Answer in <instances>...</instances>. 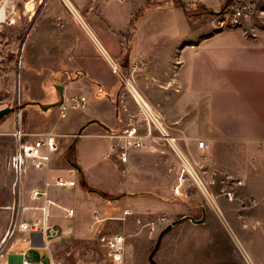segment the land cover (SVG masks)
<instances>
[{
	"label": "rangeland",
	"instance_id": "374dc122",
	"mask_svg": "<svg viewBox=\"0 0 264 264\" xmlns=\"http://www.w3.org/2000/svg\"><path fill=\"white\" fill-rule=\"evenodd\" d=\"M170 1L186 10L190 22L189 32L264 34V7L240 26L226 24L222 27V20L226 18L223 0ZM27 3L30 13L38 16L44 0L41 3L38 0H27ZM21 14V11L17 14L18 19L14 25L7 26L2 31L9 46L4 50L0 70L13 72L15 81L21 70L26 68V56H29L28 51L23 53L26 31L24 28L20 29ZM158 16H162L159 20L162 22L159 32L182 31L179 30L181 25L172 11ZM202 52L212 54L216 60L212 63V70L204 72L206 81L213 85L212 91L204 88V92L209 90L212 93L213 99L208 104V110L217 120L218 131L214 136L205 138L207 142L208 139L212 140V144L203 152L206 159L201 155L202 162L197 167L203 184L190 179L181 185L179 193L174 191L180 176L178 155L171 142L157 130L154 131V139L145 140L142 151L131 150V159L127 164H118V160L110 155L109 144L104 158L115 161L113 163L121 173L122 181L115 174L107 172L104 164L97 167V163H94L93 158L96 159L105 147V137H116L114 135L129 124L140 125L142 135L147 131L141 125L144 111L133 97L131 89L137 87L132 83L135 86L130 88L129 74L127 78L123 76L121 81L113 73L104 79L94 72L76 71L75 76L90 82V89L68 92V98L63 103L65 107L62 105L48 111L33 103L41 97L38 87L33 83L25 85L26 88L23 86L25 89L22 87L25 97L20 96V88L16 82L12 86L1 88L0 108L6 106L16 110L0 122V125L8 123L4 127L0 126V133L3 134L0 137L3 144L0 164V246L12 221L22 216L27 205L23 199L24 191L32 192L35 188L29 182H18L9 165L15 146L11 134L21 124L24 131L31 135L52 132L57 136L59 151L51 164L52 169L62 172L73 170L77 185L80 184L87 195L73 197L67 202L75 212L66 222L73 229H81L72 233L66 232L63 227L64 234L51 242L50 249L56 264H114L101 238L117 233L123 234L126 239L123 264H151L149 255L160 233L173 220L185 215L200 219L203 208L207 213L203 224L184 221L164 236L154 257L157 264H249L245 252L255 264H264V200L260 195L261 192L264 193V138L248 135L249 130L252 133L255 129L264 128V97L261 94L264 58L259 59L262 55L255 56L245 47L239 46ZM30 54L29 60L33 57L31 51ZM103 58H97L98 66L103 64ZM28 68L31 69V65ZM141 76L138 75L137 79L140 80ZM61 78L62 74H59V79ZM32 79L34 81V77ZM252 85L255 90L251 92ZM102 89L109 94L105 92L101 95ZM52 92L56 93L57 88ZM76 93L86 98L85 104L72 103ZM53 100L51 97L45 101ZM152 108L155 114L159 113L163 118L179 114L177 105L167 106V110L160 105ZM206 108L207 105H203L204 117L205 112H208ZM165 118L163 121L167 133L176 138L179 151L184 152L182 145L185 138L173 135ZM92 120H99L105 127L90 123ZM81 128L83 130L80 133ZM88 134L94 136L87 139ZM78 145H82L81 151H78ZM187 155L193 157L189 152ZM79 161L83 165L90 161L93 165L86 178L82 175ZM130 172L135 177L128 180L130 183L127 186L124 179ZM36 180L32 175L30 181ZM120 183L126 185L137 200L130 204L122 202L120 199L129 194L121 193ZM213 198L223 210L233 232L243 244L242 247L234 239L230 228L222 220L223 217L219 216ZM254 199L257 203H254ZM144 201L145 203H140ZM26 237V233L18 232L9 241V252L2 263H9L10 254L26 252L29 255L31 248L25 241ZM38 252L42 258H50L48 249L41 247Z\"/></svg>",
	"mask_w": 264,
	"mask_h": 264
},
{
	"label": "crops",
	"instance_id": "0c3cea01",
	"mask_svg": "<svg viewBox=\"0 0 264 264\" xmlns=\"http://www.w3.org/2000/svg\"><path fill=\"white\" fill-rule=\"evenodd\" d=\"M38 1L41 3L43 0ZM27 4V0H10L5 20L0 23V61L3 62L4 50L9 46L6 44L8 39L2 31L16 23L20 11L22 13L19 17L20 29L24 28L26 31L23 53L26 54L28 51L29 55L26 56V68L21 70L16 81L13 72L0 70V89L12 86L16 82L20 88V96L25 97L22 87L26 88L27 84L33 83L38 87L41 95L33 103L48 105L57 100L59 91L52 92L57 85L63 87L64 101L70 91L90 89V82L83 77L75 76L76 71L94 72L104 79H107L108 74L113 73L121 81L123 76L127 78L129 74L130 88L136 85L140 94L151 106H164L165 110L167 106H178V116H165V121L173 135L185 138L182 145L184 153L189 152L199 163L202 162L203 152L198 148L200 139L196 138L212 137L218 131L217 120L208 110V104L213 99L212 93L208 92L209 90L204 92V88H210L212 91L213 85L206 81L204 72L212 70V63L216 60L212 54L202 51L239 46L245 47L255 56L262 55L259 59L264 58V34L189 32L187 30L190 28V22L185 9L170 0H44L38 16L30 13ZM171 11L181 25L179 30L182 31L159 32L158 29L162 24L159 20L162 16L157 17V15ZM30 51L33 53L31 60H29ZM101 56L104 57L103 64L98 66L97 58ZM29 65L31 69L28 68ZM59 74H62V80L59 79ZM138 75L145 76V79L141 76L138 80ZM253 87L255 86L252 85L251 92L255 90ZM174 88H177V91H174ZM261 89L264 97V83H261ZM102 90L101 95L108 93L105 89ZM51 97L54 98L51 103L45 101ZM203 105H207L206 110L209 112H205V117ZM5 107H1L0 110ZM7 124L4 122L0 126L4 127ZM249 131V134L247 133L249 136L264 138V128L255 129L252 133ZM121 132L114 136H118ZM93 136L88 134L87 139ZM105 138V147L98 153L96 159L93 158L94 163H97L95 164L97 167L104 164L103 167L107 172L115 174L117 179L122 181V175L118 172L115 161L104 158L105 150L111 142H114L115 137ZM211 144L212 140L208 139V145ZM81 147L82 145H78V151H81ZM140 150L134 151L140 152ZM79 164L82 166V175L86 178L93 165L90 161L84 165L79 161ZM28 171L22 176V183L29 182L35 188L45 190L50 202L47 203L45 198L36 200L32 197L31 191L25 190L23 199L27 205L23 209V219L31 218L34 207L46 205L50 212L51 223L61 226L62 229L65 227L66 232L80 231L81 228L73 229L66 222L73 217L67 213V210L73 209L71 208L73 206L67 205V202L73 197L86 195L84 188L80 184L74 188H60L55 183L58 175L69 177V170L62 172L52 168L50 170L30 168ZM32 175L37 178L34 182L30 181ZM71 177L74 175L72 174ZM131 177H135L132 172L125 176L127 186ZM126 185L123 183L119 185L122 187L121 193L129 194L120 200L130 204L137 200V197L126 188ZM260 195L264 200V193L261 192ZM38 214L41 215V212L38 211ZM29 247L31 248L30 245ZM39 248H31L30 252L38 257Z\"/></svg>",
	"mask_w": 264,
	"mask_h": 264
},
{
	"label": "built area",
	"instance_id": "2783aa9c",
	"mask_svg": "<svg viewBox=\"0 0 264 264\" xmlns=\"http://www.w3.org/2000/svg\"><path fill=\"white\" fill-rule=\"evenodd\" d=\"M9 4L10 0H0V12L3 11V17L0 18V23L5 20ZM223 4L226 6L224 10L226 18L222 20V27L226 26V24L228 26L237 27L243 24L244 21L250 20L256 11L264 7V0H223ZM132 94L137 104L144 111V119L141 125L142 127H146L145 129H147V131L145 135H142L140 125L136 126L129 124L120 135L115 137V141L110 147V155L114 156L120 163H128L130 160V151L144 148L145 140L154 139V131L157 130L171 142L179 158L180 176L179 184L174 189L175 193H179L181 185L190 179L196 182L201 181V184H203L202 178L197 171V167H199L200 163L194 157L187 155V153L180 152L176 141H171V139L176 140V138L167 133L163 116L159 113L155 114L154 110V112L151 113L148 103L146 104L145 101L141 103L133 89ZM72 103L74 105L85 104L86 98L84 96H73ZM63 107L65 106L63 105ZM11 135L14 139L15 146L10 156L9 165L15 172L18 182L21 181L22 176L25 175L30 168L33 170H50L52 168L51 164L59 151V141L55 134L46 132L38 135H31L25 132L20 124L16 126ZM2 136L3 134L0 133V137ZM208 147V142L205 139L198 141V148L202 150V152H206ZM2 149L3 144L0 139V164L2 163ZM202 157L206 159L205 154H202ZM73 173V170H69V177L63 175L56 176V185L60 188H74L77 186V178L71 177ZM46 185H49L48 181ZM32 197L36 200L45 198L47 203L50 202L47 198V192L40 188L32 190ZM254 203H257L255 199ZM32 211L33 214L30 219L24 220L23 216H21L12 221L11 227L1 241L0 264H4L2 263V259L8 255L9 249L7 246L9 241L15 237L18 232H23L28 235L25 241H27L31 248L43 247L50 250V253L51 242L64 234L61 226L51 223L50 212L46 205L34 207ZM38 211L41 212V215L38 214ZM67 213L70 216L74 215V209L67 210ZM101 241L111 261L114 264H123L125 261V236L117 233L112 236H103ZM8 264L56 263L52 253L50 254V258H42L40 254L36 257L33 252H29V255H27L26 252H22L20 254H10Z\"/></svg>",
	"mask_w": 264,
	"mask_h": 264
},
{
	"label": "water",
	"instance_id": "95a60500",
	"mask_svg": "<svg viewBox=\"0 0 264 264\" xmlns=\"http://www.w3.org/2000/svg\"><path fill=\"white\" fill-rule=\"evenodd\" d=\"M57 90L59 91L60 94V100L53 102L51 104L48 105H42L39 102H36L44 111H48L51 108L54 107H58V106H62L64 103V92H63V87L61 85H57L56 86ZM21 108V106L19 107V109ZM16 110V108L14 107H6L0 110V122L8 115H10L12 112H14ZM90 123H98L101 124L102 126L105 127L104 124H102L99 120H92L90 121ZM83 128L80 129V133L82 132ZM207 217V213L205 208H203L202 211V217L200 219H196L194 216L192 215H185L181 218H178L176 220H173L159 235L158 240L155 244V247L153 248V250L151 251L150 255H149V262L151 264H157L154 260L155 254L157 253L158 249L160 248V245L162 243V240L164 238V236L177 224L184 222V221H191L192 223L196 224V225H201L205 222V219Z\"/></svg>",
	"mask_w": 264,
	"mask_h": 264
},
{
	"label": "bare ground",
	"instance_id": "6f19581e",
	"mask_svg": "<svg viewBox=\"0 0 264 264\" xmlns=\"http://www.w3.org/2000/svg\"><path fill=\"white\" fill-rule=\"evenodd\" d=\"M68 2H69V1H68ZM69 3H70V2H69ZM2 17H3V11L0 12V18H2ZM133 91L135 92L137 98L139 99V101H140L141 103H143V101H145L146 104L148 103L147 100H146V99L140 94V92H139L136 88L133 87ZM148 106H149V111H150L151 113H153L154 111H153L152 106H151L149 103H148ZM171 141H176V140L171 139ZM213 202H214V204H215V207H216V210H217L219 216H222V217H223L222 220L225 222V224H227L226 226H228V227L230 228V230H231V232H232V235H233L234 239H235V240L238 242V244L242 247L243 244H242L241 241L238 239L237 235H235V232H233L234 230L232 229L231 225H230L229 222L227 221V219H226V217H225V215H224L223 210L221 209V207L218 205V203L216 202V200H215L214 198H213ZM236 241H235V242H236ZM243 249H244V247H243ZM244 251H245V250H244ZM245 253H246V259H247L248 263H249V264H255L254 261L252 260V258L248 255V253H247V252H245Z\"/></svg>",
	"mask_w": 264,
	"mask_h": 264
},
{
	"label": "trees",
	"instance_id": "16d2710c",
	"mask_svg": "<svg viewBox=\"0 0 264 264\" xmlns=\"http://www.w3.org/2000/svg\"><path fill=\"white\" fill-rule=\"evenodd\" d=\"M186 11V10H185Z\"/></svg>",
	"mask_w": 264,
	"mask_h": 264
}]
</instances>
